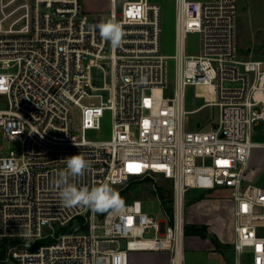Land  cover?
<instances>
[{"label": "built area", "instance_id": "obj_1", "mask_svg": "<svg viewBox=\"0 0 264 264\" xmlns=\"http://www.w3.org/2000/svg\"><path fill=\"white\" fill-rule=\"evenodd\" d=\"M118 1L99 16L85 14L82 0H0V97L8 101L0 133L21 143L9 154L0 147V264H128L131 252H169L170 264H184L187 196L217 189L233 192L230 264H264V189L251 176L264 151L254 140L264 61L239 57L237 0H174L173 56L161 52V4L122 0L119 12ZM106 20L124 32L118 47L99 34ZM190 34L200 36L199 54H187ZM188 86L209 101L188 111ZM205 107L219 109L216 125L188 129L189 115ZM107 111L110 138H89ZM76 154L91 163L78 186L167 181L165 218L144 213L140 200L104 214L63 205L62 159Z\"/></svg>", "mask_w": 264, "mask_h": 264}, {"label": "rangeland", "instance_id": "obj_2", "mask_svg": "<svg viewBox=\"0 0 264 264\" xmlns=\"http://www.w3.org/2000/svg\"><path fill=\"white\" fill-rule=\"evenodd\" d=\"M110 0H82V6L85 14L103 15L110 9ZM157 2L162 7V36L161 52L167 56L176 54V11L174 0H150ZM122 0L118 1V10L121 11ZM238 10V45L239 57L242 60L264 61V0H237ZM200 51V36L190 34L187 37V54L196 55ZM169 78L174 80L176 73V62L170 59L168 63ZM15 70H12L14 72ZM209 101V95L205 89L188 86L185 92V107L188 111L195 110ZM8 101L0 97V108H6ZM219 116L217 107H205L189 115L187 128L190 130H207L215 126ZM112 129V115L109 111L105 112L102 118L101 131H91L87 136L94 140L109 139ZM254 140L264 143V121L254 126ZM0 147L4 154L11 151H20L21 143L17 140H6L0 133ZM264 164V151H257L252 159V165ZM120 195L123 203H129L133 200H140L144 213L158 218H165V211L161 205V191L171 193L170 184L163 180L157 181L132 179L126 186L112 187ZM198 190H191L187 196L186 210L187 225L206 226L208 231L207 238H201L194 235L186 236L184 250V264H229L235 259L201 251L196 248L197 245H191L190 242H197L198 238L213 243L218 239L212 232L214 228L222 237L221 246L227 245L231 236L229 228L230 202L233 192L230 190L217 189L211 193H203ZM211 224V229L210 225ZM57 234L61 230L56 228ZM197 238V239H195ZM189 242V243H187ZM43 244L46 242L43 241ZM195 244V243H194ZM137 254L154 255L153 253L138 252ZM248 259V258H246ZM249 260V259H248ZM246 261V260H245Z\"/></svg>", "mask_w": 264, "mask_h": 264}, {"label": "clouds", "instance_id": "obj_3", "mask_svg": "<svg viewBox=\"0 0 264 264\" xmlns=\"http://www.w3.org/2000/svg\"><path fill=\"white\" fill-rule=\"evenodd\" d=\"M96 27L103 39L109 40L113 47L122 43L124 32L121 26L113 20L102 21ZM66 169L59 174L57 181L60 186L59 197L65 206H86L95 212L103 213L109 209L120 211L123 201L120 195L109 183L99 186H78L80 180L91 168V163L82 154H76L62 159Z\"/></svg>", "mask_w": 264, "mask_h": 264}, {"label": "crops", "instance_id": "obj_4", "mask_svg": "<svg viewBox=\"0 0 264 264\" xmlns=\"http://www.w3.org/2000/svg\"><path fill=\"white\" fill-rule=\"evenodd\" d=\"M252 173L251 176H257L259 175L263 170H264V164H254L252 165ZM211 193V192H209ZM203 194V193H202ZM230 202V218H231V223H230V230H231V236L228 240L229 246L224 245L221 246L220 240L223 242V237L214 229L212 228V232L217 235L219 241L217 240V245L214 243H209L207 240L199 239L197 242H187L191 245H197L196 248L194 249H199L201 251H209V253L212 252V254H217L221 256V253L225 255L226 257H229L228 259L232 258L235 259V254L233 251V243L235 240V234H234V217H233V202L231 199L229 200ZM210 225L211 229V224L207 223ZM197 239V238H195ZM195 243V244H194ZM138 252H131L130 257H129V263L128 264H170V258L171 255L169 252H144V253H153L154 255H148V254H137ZM230 264V263H229Z\"/></svg>", "mask_w": 264, "mask_h": 264}, {"label": "trees", "instance_id": "obj_5", "mask_svg": "<svg viewBox=\"0 0 264 264\" xmlns=\"http://www.w3.org/2000/svg\"><path fill=\"white\" fill-rule=\"evenodd\" d=\"M159 194L163 202L168 203L171 201V193L169 195V192L167 193V191H161ZM104 213L105 212H103L102 214ZM185 235H194L205 239L208 236L207 227L204 225L200 227L196 225H186ZM213 243L218 246L217 241L215 239L213 240Z\"/></svg>", "mask_w": 264, "mask_h": 264}, {"label": "water", "instance_id": "obj_6", "mask_svg": "<svg viewBox=\"0 0 264 264\" xmlns=\"http://www.w3.org/2000/svg\"><path fill=\"white\" fill-rule=\"evenodd\" d=\"M246 183H244L245 185ZM255 185L257 187L263 188L264 189V170L258 175L256 181H255ZM77 225V220H75L73 222V227H76Z\"/></svg>", "mask_w": 264, "mask_h": 264}]
</instances>
